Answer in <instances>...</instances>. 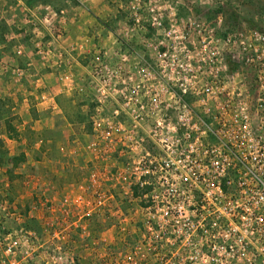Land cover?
I'll use <instances>...</instances> for the list:
<instances>
[{"label": "rangeland", "instance_id": "1", "mask_svg": "<svg viewBox=\"0 0 264 264\" xmlns=\"http://www.w3.org/2000/svg\"><path fill=\"white\" fill-rule=\"evenodd\" d=\"M255 32L264 33V0H0V201L18 207L20 225L38 241L33 259L22 264H71L72 258L76 264H160L146 252L148 247L142 241L143 207L159 202L145 193L159 188L154 183L140 190L124 179L132 174L137 181L143 174L145 167L132 162L139 155L120 147L96 158L89 149L95 139L92 116L99 106L92 87L96 69L111 77L121 71L119 79L132 74L139 77L146 71L153 93L166 105L172 102L175 80L184 74L189 77L190 72L179 65L187 63L190 56L196 61L207 60L215 46L207 43L214 34V40L221 39L218 60L227 66V74L236 81L245 79L249 91L255 93L257 71L245 62L251 53L254 64L264 63V45L257 54L239 48L240 43L255 45L251 40ZM229 34L234 43L225 41ZM46 36L51 43L40 38ZM73 36L76 38L71 39ZM81 49L92 51L86 59L83 83H77L75 70L67 74L65 67L56 68L60 64L48 68L57 79L61 75V82L72 93L71 106L48 109L56 111L57 123L67 120L69 127H26L20 134L14 97L23 94L30 99L36 95L33 91L39 97L44 93L57 97L54 88L48 93L44 81L36 83L44 80L48 70L35 69L32 55L63 61L68 53L74 58ZM184 100L194 103L205 117L198 97L188 93ZM111 104L106 112L117 106ZM120 119L130 122L125 115ZM146 148L155 153L149 143ZM117 171L122 176L116 175ZM95 191L113 193V197L102 198L103 204H98ZM63 204L71 205V210H51ZM4 219L7 228H16L14 219ZM49 239L54 242L52 251L56 249L52 256L51 248L46 251L41 246ZM180 253L197 255L192 245L181 247ZM197 261L204 264L202 259Z\"/></svg>", "mask_w": 264, "mask_h": 264}, {"label": "built area", "instance_id": "2", "mask_svg": "<svg viewBox=\"0 0 264 264\" xmlns=\"http://www.w3.org/2000/svg\"><path fill=\"white\" fill-rule=\"evenodd\" d=\"M213 37L207 43L215 45L207 60L190 56L179 65L190 73L172 84L176 86L171 92L173 103L164 105L161 96L153 93L146 71L139 77L132 74L119 79L121 71L111 77L96 69L92 81L99 106L92 116L95 139L89 149L96 158L120 147L139 155L130 157L133 164L145 167L143 174L137 181L132 174L124 179L140 190L154 183L159 188L145 193L159 202L143 207L142 241L148 247L146 252L160 264H199L198 259L204 264H264V63L254 64L251 53L246 57L248 68L255 66L257 71V89L251 93L245 79L236 81L227 74V66L218 60L221 39ZM252 39L255 45L240 43L243 53L262 51L264 33L255 32ZM225 41L234 43L233 35ZM188 93L198 97L205 117L194 103L185 102ZM47 100L52 97L40 95L43 104ZM116 103L111 113L106 112L109 104ZM123 115L129 117L128 124L120 119ZM148 143L155 153L147 150ZM115 174L122 176L121 171ZM93 196L103 204L101 199L113 197V193L95 191ZM3 202L0 264L29 262L38 241L20 225L18 207ZM68 206L51 210L65 213L71 210ZM7 217L15 220L16 228L6 227ZM52 245V239L41 243L46 251L51 248L50 256L56 252ZM186 245H192L197 255L181 254ZM57 250L59 255L63 253L62 246ZM71 264H76L73 258Z\"/></svg>", "mask_w": 264, "mask_h": 264}, {"label": "crops", "instance_id": "3", "mask_svg": "<svg viewBox=\"0 0 264 264\" xmlns=\"http://www.w3.org/2000/svg\"><path fill=\"white\" fill-rule=\"evenodd\" d=\"M38 19H41V17H36ZM41 39H43V41H45L47 44L51 43L50 42V37L46 36V37H40ZM76 38V36H73L71 39ZM68 45V43H66ZM68 53V52H67ZM90 53H92V51H88V50H78L77 53H75V57L73 58V55L70 56V54L68 53L65 58V60L63 59V61L58 60H54V59H48V60H41L35 53L32 55V59L31 62L34 65L35 69H40V70H48V68H54L57 66V64H60L59 67L56 68H60V67H65V71L68 72L71 70H75L76 76L74 78H78L77 83L81 84L84 81V72L87 68V62L86 59L88 57H91L92 55H90ZM60 54H61V50H60ZM86 54H89L86 56ZM24 61V59H23ZM27 61V60H26ZM50 70H48V72H46L45 74H43V78L44 80H39L36 83H39L40 81H44L45 86L49 89V94L51 92H53V88H54V92H56L57 97H52V100H50V105H45V103L43 104L41 101H39V95L37 94V91H33V94L36 95H32V98H28L25 99L24 95L21 94L20 97L15 96L14 97V101L16 102V104H18V114H19V118L18 120H20V122L17 124V130L20 134H23L26 131V127L27 128H31L32 130H39V128L41 129L44 126H48L49 128H58L61 130V128L63 127H69V124L66 121H61V119L59 120L60 123H57L58 119H57V115H55L54 112L48 110L49 108L51 109H58L61 106L62 108H65L66 106H71V104L74 102L72 101L69 97H71L72 93H70V90L66 89L65 84L61 82V75L60 77L57 79V76H55L52 73H49ZM26 85H30L29 83H26ZM31 86V85H30ZM31 87L34 88V86L32 85ZM51 90V92H50ZM40 91V90H39ZM66 92V93H65ZM25 94V92H24ZM26 95V94H25ZM52 96V95H51ZM68 98V99H67ZM28 102V103H27ZM66 102L67 105H64L62 103ZM45 105V106H44ZM58 106V108H57ZM86 105H83V107H85ZM87 107V106H86ZM37 110V112H36ZM45 110V111H42ZM84 111V108H83ZM38 117V119H35V115ZM23 120V121H22ZM31 122V125H26L25 122ZM40 122H42V125H40ZM66 123V125H64L63 123ZM64 130V129H63ZM65 131V130H64ZM36 132V131H35ZM21 137V136H20ZM59 143V142H58ZM60 145V144H59Z\"/></svg>", "mask_w": 264, "mask_h": 264}]
</instances>
